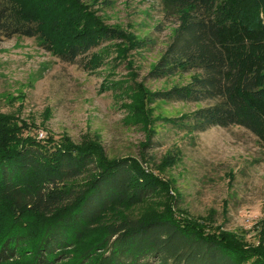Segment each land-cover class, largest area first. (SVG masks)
Segmentation results:
<instances>
[{"label": "trees", "instance_id": "1", "mask_svg": "<svg viewBox=\"0 0 264 264\" xmlns=\"http://www.w3.org/2000/svg\"><path fill=\"white\" fill-rule=\"evenodd\" d=\"M244 1L167 0L181 19L148 76L195 72L190 83L153 94L208 103L171 126L186 133L241 126L264 147V0H252L263 10L254 20L239 16ZM79 7L78 0H0V34L44 38L68 63L124 39L119 29L83 25ZM20 130L0 115V204L11 213L0 227V264H264V248L249 261L230 236L190 220L119 214L160 189L135 159H105L90 145H52Z\"/></svg>", "mask_w": 264, "mask_h": 264}, {"label": "rangeland", "instance_id": "2", "mask_svg": "<svg viewBox=\"0 0 264 264\" xmlns=\"http://www.w3.org/2000/svg\"><path fill=\"white\" fill-rule=\"evenodd\" d=\"M78 1L83 25L119 29L124 39L107 41L68 63L45 48L44 38L0 34V115L21 127L23 138L90 145L105 159H135L160 189L119 214L190 220L230 236L253 260L250 253L264 248V147L241 126L182 132L169 120L208 103L153 96L186 85L195 75L148 76L181 16L167 0ZM242 6L243 19L263 15L252 0ZM8 214L1 203L0 227Z\"/></svg>", "mask_w": 264, "mask_h": 264}]
</instances>
